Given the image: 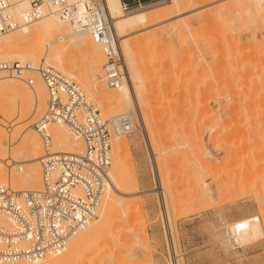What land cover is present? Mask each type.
<instances>
[{
  "label": "rangeland",
  "instance_id": "374dc122",
  "mask_svg": "<svg viewBox=\"0 0 264 264\" xmlns=\"http://www.w3.org/2000/svg\"><path fill=\"white\" fill-rule=\"evenodd\" d=\"M236 1L213 0L187 13L190 29L181 33L172 27L180 19H173L129 36V74L133 85L137 80L132 89L148 137L139 124L124 136L129 154L119 167L121 208L100 232L106 236L83 244L84 257L60 264H264V8H224ZM76 53L67 49L62 59L82 70L85 61ZM96 108L105 117L117 114ZM16 116L0 123L18 133L17 144L25 121ZM196 153H203V165ZM6 162L8 175L15 167ZM35 185L23 188L39 190L42 181Z\"/></svg>",
  "mask_w": 264,
  "mask_h": 264
},
{
  "label": "built area",
  "instance_id": "2783aa9c",
  "mask_svg": "<svg viewBox=\"0 0 264 264\" xmlns=\"http://www.w3.org/2000/svg\"><path fill=\"white\" fill-rule=\"evenodd\" d=\"M21 1L0 0V36L54 14L75 32H87L99 42L107 87L126 83V61L105 0H25L27 8L19 18ZM121 1L125 11L134 8ZM134 1L137 7L162 0ZM6 70L30 84L32 78L25 76L35 70L48 93L46 108L35 123L44 146L39 159L41 189L16 192L0 185V262L14 264L44 258L64 245L71 233L98 219L111 183L112 138L132 134L137 124L134 110L103 116L76 82L50 65L15 62ZM49 123L63 125L82 140L84 148L74 153L53 151L46 132Z\"/></svg>",
  "mask_w": 264,
  "mask_h": 264
},
{
  "label": "bare ground",
  "instance_id": "6f19581e",
  "mask_svg": "<svg viewBox=\"0 0 264 264\" xmlns=\"http://www.w3.org/2000/svg\"><path fill=\"white\" fill-rule=\"evenodd\" d=\"M105 1L110 15L113 18L115 31L126 59L128 77L126 83L118 88L109 87L111 90H106L104 88L106 87L105 83H103L104 85L101 84L104 72L101 71V66L103 65L104 67L105 57L102 54L103 52H101L99 42L87 32H75L68 22L59 19L54 14L45 15L41 19L27 24L20 29L0 36V64H2L0 66V117L9 121L8 118L16 113L19 121H25L23 124L24 129L19 135L20 138L17 144L12 140L18 137V133L12 134L10 130L6 132L7 129L6 131L4 129L6 125L0 123V185H7L6 183L8 182L11 187H16V192L38 190L36 188L24 189L23 187L34 188L32 185H38L42 181L39 159L43 155L44 146L42 145V138L36 126L33 127L36 123L33 121V117H36L38 112L39 114L43 112L48 96L46 87L40 75L35 70L30 71L31 74L33 73V77L31 76L32 84H30L25 81V78H15L10 71L6 70L7 68H10L15 62H30L34 67L38 66L39 61H41L40 64H50L56 69L63 71L70 79L72 78L79 82L87 95V101L93 102L95 107L117 112V114L125 112L126 110H134V120L137 124V129L140 128L138 126L139 124L145 137L146 135L148 137L146 129L147 121L140 109L142 101L140 100V102L137 99L138 97L140 99V95H137L139 92L135 96L132 89V86L134 87L137 84V80L134 78L136 81H133L135 83L133 85L129 74L132 63L130 60L131 53L128 38L131 34L140 31L139 29L152 28V26L161 25L173 19H180V21L172 26L176 30L179 32L189 30L190 22L183 17L187 13L198 11L197 9L205 8L213 2V0H170L169 2L162 0L151 2V6L140 5L125 11L121 0ZM263 2L264 0H239L225 5L224 8L232 10L231 8L235 4H241L248 10L251 8L258 10L264 8ZM26 8L27 2L22 0L17 12L19 18ZM67 49L74 50V52H77L84 59L85 63L82 70L75 68L76 66L74 67V61L72 64L62 59V55ZM103 67L102 70H104ZM98 72H102V75L100 74L101 80L97 82L99 84L95 81ZM27 74L26 77H28ZM137 86L138 84L135 87L137 88ZM46 132L51 136L52 145H55H53L54 148L51 145V148L55 152L74 153L84 148L82 140L59 123H49L46 125ZM6 133L9 134L8 137H6ZM150 144L151 142L149 141V146ZM112 152L114 155L110 170L111 183L99 207L98 219L88 226L71 233L64 245L52 250L44 258L14 264H60L62 258L67 259L68 257V260L69 258L75 260V257L76 259L84 257L82 252L80 256L79 249L83 244L85 245L88 242L99 239V235L101 236L103 234H100V232L104 231L106 224L110 222L108 220L114 212L113 210L116 211L120 207L118 204L121 205L118 198V196L120 197L118 192L122 183L119 178V167L125 155L129 154L127 138L124 136H114L112 139ZM199 153L195 154L196 159H199L197 161H200L199 164L203 165L205 162L204 156L201 155L203 153ZM7 158L13 161L12 165L14 166L11 169L15 167V171L8 175H6V166H9L6 162ZM15 163L20 164L16 165ZM37 185L35 187H38ZM162 197L163 206L167 208L163 192ZM167 224V231L169 230L167 232V241L169 242L171 253L173 251L172 256H175L176 260L178 255L175 241L171 233L170 224ZM103 236H106V234H103ZM236 236L237 233L235 231L231 232V238L234 239ZM100 238L98 241L104 238L106 239L107 237ZM87 253L86 255L88 256ZM77 255L79 256L78 258ZM92 260L94 261V258ZM92 260L90 261L92 262ZM0 264L8 263L0 262ZM173 264H178V262L175 263L173 259Z\"/></svg>",
  "mask_w": 264,
  "mask_h": 264
},
{
  "label": "crops",
  "instance_id": "0c3cea01",
  "mask_svg": "<svg viewBox=\"0 0 264 264\" xmlns=\"http://www.w3.org/2000/svg\"><path fill=\"white\" fill-rule=\"evenodd\" d=\"M127 1H128L130 4H131V3L135 4V1H134V0H131V1H130V0H127ZM142 1H143V0H142ZM145 1H148V0H145Z\"/></svg>",
  "mask_w": 264,
  "mask_h": 264
}]
</instances>
